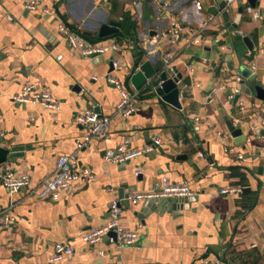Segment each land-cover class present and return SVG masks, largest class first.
Instances as JSON below:
<instances>
[{"label": "crops", "instance_id": "crops-1", "mask_svg": "<svg viewBox=\"0 0 264 264\" xmlns=\"http://www.w3.org/2000/svg\"><path fill=\"white\" fill-rule=\"evenodd\" d=\"M165 1L167 9L150 0H44L43 6L54 10L49 14L42 8L28 11L20 0H0V147L21 149L0 167L27 175L32 186L55 174L60 155L73 154L78 167L93 172L90 182L62 191L55 202L23 191L10 196L0 182V211L12 217L8 228L0 229V264H48L57 242L74 249L60 264H195L204 258L264 264V102L238 91L241 64L264 86L263 16L254 20L250 7L244 9L235 32L253 47L235 42L239 58L228 49L220 13H208L217 0ZM237 6L235 0L228 10L231 24ZM257 8H264V0H257L253 11ZM172 17L183 28L177 42L162 35ZM208 18L213 21L203 42L194 44L185 29ZM109 21L120 23L119 32L98 38ZM60 22L91 44L116 42L119 49L82 58L66 44ZM165 55L172 56L171 70L164 69ZM112 60L119 63L114 72ZM145 61L169 78L179 75L180 108L147 85L138 90L130 118L113 117L108 138L77 149L86 129L76 123V113L93 109L111 115L119 93L104 77L112 72L133 91L129 78ZM24 84L47 90L60 109L13 101ZM228 124L251 136L236 144L239 137L230 135ZM154 137L160 140L155 152L121 166L103 159L125 140L126 149H134ZM181 155L187 159H178ZM163 178L185 182L192 195L123 204L131 193L157 189ZM229 186L240 187V194L219 193ZM115 199L122 224L139 232L137 244L117 248L111 237L94 246L83 242V233L106 221Z\"/></svg>", "mask_w": 264, "mask_h": 264}, {"label": "built area", "instance_id": "built-area-1", "mask_svg": "<svg viewBox=\"0 0 264 264\" xmlns=\"http://www.w3.org/2000/svg\"><path fill=\"white\" fill-rule=\"evenodd\" d=\"M24 9L35 11L42 8L44 13L54 14V10L43 6L44 0H20ZM162 4L164 9L168 8V3L165 0H150ZM225 10H229L235 0H224ZM249 15L254 20H258L261 16L253 9H247ZM213 18H208L203 24L196 27H188L187 33L191 36L194 44H200L204 40V35L207 28L212 23ZM183 28L180 22L172 17L168 28L162 32L163 37L169 38L170 42H177L182 37ZM59 32L63 36L70 50L82 58L102 55L108 52H116L119 45L116 42H105L91 44L87 42L77 29H70L64 23H59ZM163 66L165 70L172 69V56L165 55L163 57ZM113 72L119 69V63L112 60ZM107 84L114 86L119 93V100L116 102L111 115H102L95 110L90 109L85 112H78L75 115L77 124L86 129V134L81 140L76 142V148L82 149L92 139L108 138L110 135V126L113 117L122 119L130 118L137 109L138 90L129 91L123 83L111 73L104 77ZM151 80H148L147 85H150ZM161 82L158 81L157 85ZM13 101L19 104L39 105L43 108L57 111L60 109V102L52 96L47 90H38L32 84H24L19 95L14 96ZM1 137V134H0ZM128 140H125L115 149H108L104 152L103 159L107 164L124 165L130 160L137 157L155 152L160 145L158 137H154L147 145L141 148L126 149ZM56 172L54 175L43 179L38 185L32 186L29 177L25 174L16 173L10 169L0 167V182L7 189L10 196L23 191L24 193L34 196L39 200H50L55 202L59 200L60 193L68 190L76 184H87L93 179V172L87 167H78L75 164V157L71 155H60L55 162ZM138 173V171H136ZM240 187L229 186L219 190V193L225 196L239 195ZM192 193L185 182H172L168 178H163L160 186L151 191L134 192L126 197L129 205L136 206L143 201L153 200H175L183 199L191 196ZM122 207L119 200H112L108 206V218L106 221L97 227L82 234L81 239L88 245L99 244L103 238L110 232L115 233L117 248L126 246H135L139 240V232L129 229L122 224ZM12 217L7 211H0V229H7ZM74 249L68 243L57 242L54 244L50 254L48 264H60L61 262L72 258ZM99 255H102L99 252ZM195 264H226L222 258L210 260L202 259Z\"/></svg>", "mask_w": 264, "mask_h": 264}, {"label": "water", "instance_id": "water-1", "mask_svg": "<svg viewBox=\"0 0 264 264\" xmlns=\"http://www.w3.org/2000/svg\"><path fill=\"white\" fill-rule=\"evenodd\" d=\"M217 1L218 7L211 8L208 13L212 15H217L218 12L220 13L227 27V31L224 37H226L225 41L227 43L228 49L235 50L239 55V58H242L239 48L235 46V42H244L245 46L249 50H252L253 45L247 37H242L241 35L236 34V27L240 22V18L242 17L244 9H246L247 7L255 9L257 0H247L246 5H242L241 0H237L238 13L236 14L232 24L229 22V12L224 8V0ZM257 12L260 16H263L262 22L264 25V8H257ZM119 27V22L109 21L102 24L99 28L98 38L107 39L106 37L117 34L119 32ZM238 74L242 78L238 85V91L244 92L246 95L252 96L253 98L264 102V86L256 81L255 75L252 73V71L247 66L241 64L238 67ZM178 78L179 75L177 77L169 78L165 71L157 72V70H155V68L149 61H145L139 66V69L136 72L131 74L129 80L134 90H140L141 88L147 86L148 80H151L150 86L154 88V93L163 101L178 109L180 108V104L178 101L179 94L176 86V83L179 80ZM158 81L161 82L160 85H157ZM236 97L238 98V95ZM228 131L233 138L239 137V139L236 140V144H243L248 139V137L251 136L250 132L244 134L242 132L244 131V128H242L241 126H234L233 124H228ZM19 150L21 149L17 147L11 150L3 149L0 147V163L5 162L7 158L16 157L17 154H15V152ZM186 157V155H181L178 156V159L185 160ZM123 204L129 206L128 201L123 202ZM105 237H111L113 242H116V235L113 232L108 233Z\"/></svg>", "mask_w": 264, "mask_h": 264}, {"label": "trees", "instance_id": "trees-1", "mask_svg": "<svg viewBox=\"0 0 264 264\" xmlns=\"http://www.w3.org/2000/svg\"><path fill=\"white\" fill-rule=\"evenodd\" d=\"M126 21H129V22H130V20H129V18H128V17L126 18ZM130 23H131V22H130Z\"/></svg>", "mask_w": 264, "mask_h": 264}]
</instances>
